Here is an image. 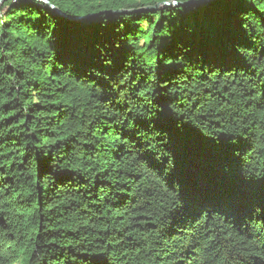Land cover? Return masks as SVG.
Returning a JSON list of instances; mask_svg holds the SVG:
<instances>
[{"label": "trees", "instance_id": "trees-1", "mask_svg": "<svg viewBox=\"0 0 264 264\" xmlns=\"http://www.w3.org/2000/svg\"><path fill=\"white\" fill-rule=\"evenodd\" d=\"M48 1L0 0V264H264V0Z\"/></svg>", "mask_w": 264, "mask_h": 264}, {"label": "water", "instance_id": "water-1", "mask_svg": "<svg viewBox=\"0 0 264 264\" xmlns=\"http://www.w3.org/2000/svg\"><path fill=\"white\" fill-rule=\"evenodd\" d=\"M33 1L41 2V3H44V4L48 5L52 9V11L54 13H56L58 16H60L62 18H65V19H67L69 21H82V20L88 18V17H70V16L66 15L65 13H63L61 10H59L57 7H55L52 4H50L48 0H33ZM210 1L211 0H191V1L184 2V3H178L176 1H170V2L158 3L154 7L141 8V9H137V10L104 11V12H101L99 14L133 15V14L145 13V12L154 13V12H156L158 10H162V9H165V8H168V7L196 6V5H200V4H206V3L210 2Z\"/></svg>", "mask_w": 264, "mask_h": 264}, {"label": "bare ground", "instance_id": "bare-ground-1", "mask_svg": "<svg viewBox=\"0 0 264 264\" xmlns=\"http://www.w3.org/2000/svg\"><path fill=\"white\" fill-rule=\"evenodd\" d=\"M227 195V194H226Z\"/></svg>", "mask_w": 264, "mask_h": 264}]
</instances>
